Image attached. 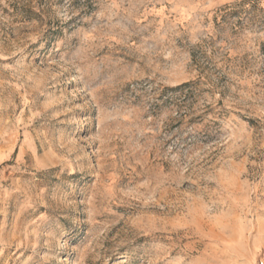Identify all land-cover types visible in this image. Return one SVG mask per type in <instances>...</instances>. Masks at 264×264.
I'll return each mask as SVG.
<instances>
[{
    "label": "rangeland",
    "instance_id": "obj_1",
    "mask_svg": "<svg viewBox=\"0 0 264 264\" xmlns=\"http://www.w3.org/2000/svg\"><path fill=\"white\" fill-rule=\"evenodd\" d=\"M264 258V0H0V264Z\"/></svg>",
    "mask_w": 264,
    "mask_h": 264
},
{
    "label": "built area",
    "instance_id": "obj_2",
    "mask_svg": "<svg viewBox=\"0 0 264 264\" xmlns=\"http://www.w3.org/2000/svg\"><path fill=\"white\" fill-rule=\"evenodd\" d=\"M257 264H264V258H259L257 260Z\"/></svg>",
    "mask_w": 264,
    "mask_h": 264
}]
</instances>
